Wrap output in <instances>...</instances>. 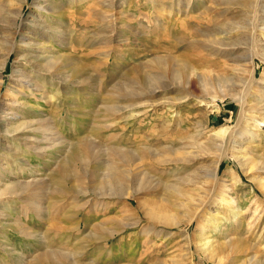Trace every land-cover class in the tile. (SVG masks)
I'll return each mask as SVG.
<instances>
[{"label": "rangeland", "instance_id": "obj_1", "mask_svg": "<svg viewBox=\"0 0 264 264\" xmlns=\"http://www.w3.org/2000/svg\"><path fill=\"white\" fill-rule=\"evenodd\" d=\"M55 1L58 3L61 0ZM251 1L72 0L74 2L72 7L68 8V13L71 12L72 16L67 17V13L61 12L63 17L54 16L46 21L45 19L38 21L35 18H38L36 6L38 3L44 4L45 0H27L23 6H21L20 0H0V8L7 4L11 12V15L0 12V21L9 26V28L0 29V80L2 82L0 96L3 101L17 98L22 104L36 103L33 102L35 99L20 95L15 90V86L17 87L19 80L23 78L22 75L37 71L36 69L34 71L31 62L21 54L27 48V55L33 54L38 57L46 50L43 46L45 44L51 53L54 52L53 55L61 54L65 58H63L64 63L68 65V67H61V70L55 72V75L60 76L66 83L64 82L63 87H60L63 90H59L60 93L54 105L49 101L50 98L47 99L48 101L36 100L37 104L42 107V111L46 115L43 114L45 118H49V126L54 128L53 132L47 130L49 127L46 124L47 121L42 125L37 124L41 130L31 131L29 136L35 137L36 135L43 138L37 143L39 152L23 147L26 152L24 153L26 162L37 170L38 175H41L37 177H31V174L26 175L24 180L40 179L49 181L51 186L47 190L44 188L33 192L30 191L31 188H28L29 191L26 192L25 198L8 197L2 200V204L0 203V264H37L39 257L45 253L50 256L53 254L52 257L56 264H68V261L73 262V260L74 262L80 260L84 264H217L220 259L225 263L229 260L225 255L217 254L214 257H209L206 253V257L203 252L198 251L194 237L199 232L196 224L169 227L160 223H167L161 216L159 220L162 221H151L143 211L150 210V208L155 209L156 212L161 213L160 215L170 217V222L180 220L183 224L188 221V215H191L196 209L195 203H193L195 199L207 200V202L211 200L212 203H210L215 204L210 209L213 216L217 214L227 216L226 218L229 220L225 223L227 227H230L234 217L231 216L228 205L221 201L222 194L226 195V198L243 215V229L236 234V230L232 229L233 236L237 240L251 242L257 233L256 238L259 236L260 240H256L264 243V232L261 234L264 227V195L261 186L264 184H260L259 181L263 180L264 182V173L258 166L256 168L253 165L258 163L257 159L264 161V123L261 122L264 112V56L260 52L261 44L251 39L253 31L247 23L252 18L245 21L243 16L246 14L245 9L258 10V7L260 9L264 5V0ZM113 3L114 9L112 10L105 6V4ZM60 7L67 10L64 3ZM206 9H210V12H207ZM129 10L133 13L132 15L128 14L131 17L124 14ZM229 10L231 11L229 12ZM168 12L171 13L170 18L167 16ZM157 17L164 19L163 22L166 21V27L174 26L167 28L164 26L165 29L160 30L155 29ZM124 20L135 25L138 22L139 25H132L131 29L126 28L127 31L124 30L120 33L117 26L119 27L121 21ZM36 22H40L39 31L33 33L26 26L29 24L31 28L36 27ZM43 22L47 26L52 25L58 30L57 33H50L49 28ZM234 22H237V26H240L241 29L237 31L235 29L231 35L232 42L245 44V49L243 46V49L238 50L236 54L242 59L243 64L248 56L256 55L257 82L255 85L251 86L250 75L244 71V68H239L241 71L236 72L233 66L229 67L228 74L231 76L230 78L233 77V81L226 83L220 81V84L212 81V76L214 78L224 75L223 72L200 68L199 74L202 73V70L205 71V73L203 72L205 75H209L210 72L209 78L213 82L211 87L204 90L197 79L192 78L188 88L189 93L183 94L187 96V99L182 103L160 105L151 110H143L137 106L141 101L132 98L140 88L141 81L135 73L139 64H146L154 58L162 59L160 63L153 64L152 68L147 64L145 70H150V74L161 78V84L167 85L179 81L180 79L175 80L176 77L173 76L172 61L168 58L172 57L171 59L174 60L180 55L192 57L195 52L191 48V46L194 47L191 41L206 39V37L200 36L199 32L209 33L212 35L210 38L214 39V36L219 39L222 38L219 28L226 23L227 30H233L236 26ZM103 26L108 30H105ZM107 26L109 27L107 28ZM142 27H147V29L143 35L138 36L137 33ZM21 36L26 42L31 39L36 44L26 46V43L21 42ZM50 36H52V40ZM214 60L222 66L225 63L233 64L225 62L222 57ZM147 66L148 68H146ZM224 68L227 67L224 66ZM73 69L76 72L74 74ZM41 78L42 80L45 78L47 85L50 83L46 77ZM186 79L182 76L180 81L185 84ZM36 81L38 82V80ZM117 90L119 95H117ZM37 95L42 97L41 94ZM177 95V93L171 92L168 95L159 93L155 99L150 100L163 99L165 96L176 99ZM101 105H107L116 110L108 112L109 115L106 114L104 117L103 113L101 114L97 110ZM124 107L127 108L119 112ZM143 111L145 113L139 115ZM257 120L258 123H256ZM256 124H259L258 128H255ZM221 127L229 129V135L224 139L218 138L216 134ZM253 133L258 135L255 142L250 139ZM231 136H234L239 142L244 139L243 142L235 144L234 151L229 147ZM4 144L0 141V164L5 163V159L9 155L8 151L11 150L10 146L5 149ZM73 144L75 146L84 144L86 152L80 162L77 161L71 166L72 181L66 183L55 180L54 184L53 181L50 183L55 179V171H57L55 161L69 155L68 151L66 153V147ZM250 146L255 147L254 155L250 156L248 153L247 156L250 159L245 162V167H242L231 154L234 152L238 156H242L241 153ZM164 147L172 149L186 147V149L171 154L163 149ZM114 148H117L118 151L115 159L112 155ZM149 149L159 150L162 155L151 158L148 155ZM131 152L139 153L136 156L139 160V162L137 160L138 163L128 162L130 160L124 162L121 159L120 154L131 155ZM225 156L226 158L220 164L218 180L213 182L208 176L210 170L214 168L215 160ZM177 159L178 161L183 159V163L168 165L162 163L164 160L175 162ZM106 161L108 162L106 163ZM123 162L126 164L123 165ZM109 163H112L114 167L116 164L118 165L113 172L115 176L121 177L122 185L127 186L123 185L126 187L124 188L126 191H130L131 186L137 181V184L140 183L141 187L148 190L147 193L140 195L142 198L141 207L133 201L130 205L124 200L125 197L122 198L123 200L121 199L122 202L118 199L108 198L106 194L117 193L114 187H109L106 184L108 172L102 174ZM126 165H129V169ZM120 167H124L122 169L125 171H122ZM138 169L141 170V173ZM176 171L181 173L183 180L185 179L183 183L177 182L179 183L178 188H181L176 191H182L179 192L181 196L171 189L172 183L175 181L172 175ZM128 174L131 176L129 177ZM141 174L144 177L143 175L140 177ZM141 178L145 181H140ZM189 179L195 180L194 182L197 183L189 184ZM145 182L149 183L145 184ZM71 183L72 185H70ZM56 184L69 188L73 186L86 192L87 190L92 191V193L89 192L85 196L78 194L57 197L46 194ZM164 184L171 190L165 189ZM172 191L174 192L172 193ZM39 194L48 195V198L41 200ZM100 196L107 197L100 198ZM147 201L148 205L145 204ZM90 202L100 204L101 209L105 210L87 216L85 213H88ZM117 202L118 204L115 205L114 203ZM129 208L132 209L135 220H139L140 224L124 229L121 217L124 214L127 215L126 211ZM187 211L192 212L188 213ZM89 218L92 219H90L92 221L91 230L93 229L94 232L84 231L82 228ZM79 225L83 230L77 231ZM108 227L110 229L113 227L111 230H107L108 232L113 231L118 234L106 242L90 237L91 234L95 235L103 228L102 232L106 233ZM96 228L99 229L98 232H96ZM27 231L35 236L27 235ZM206 233L210 236L209 241H214L216 244L222 241L219 233L212 230H206ZM186 234L190 238L188 244L184 242ZM1 235L5 236L2 238ZM40 238L43 242H40ZM3 245L7 246L11 252L4 250ZM61 254L70 256V259L62 258L59 256ZM20 259L21 262H19Z\"/></svg>", "mask_w": 264, "mask_h": 264}, {"label": "bare ground", "instance_id": "obj_2", "mask_svg": "<svg viewBox=\"0 0 264 264\" xmlns=\"http://www.w3.org/2000/svg\"><path fill=\"white\" fill-rule=\"evenodd\" d=\"M20 1H21L20 2L21 6H23V4H25V3H27V0H20ZM65 1L61 0L60 1L61 3L60 2L57 3L55 0H45V3L43 2L44 4H39L38 3L37 6H36V8L38 10V13H37L38 14V18L37 17H35V18L38 21H42L43 19H45V21H46L47 19L49 20L50 18H52L54 16H56V17L57 16L63 17V14L64 13H67V15H68V16L66 15L67 17L72 16V13L71 12L68 13L69 12L68 11V8H71L74 2H72V0H67L66 2ZM62 3H64L66 5L67 10H63V7L62 8L60 7L62 5ZM114 3L113 4H105V6L107 8H109V9L112 10V9H114ZM228 7H230V6H228ZM159 10H161V9H159ZM209 10H207V12H210ZM230 11L231 10H229V12ZM0 12L2 14H8V15L11 13L10 10L8 9V7H7V4L4 5L2 8H0ZM61 12L62 13L64 12V13L62 14ZM244 12L246 13L245 15H243L245 17L244 18L245 21H248L247 19L250 18V17L252 18V19H249L250 21H248V23H247L249 26H251V29L253 31V33H252L253 35H252L251 39L253 41H255L256 43L261 44V47H260L261 50H260V52L264 56V5L260 9L258 7V10H256V9H253V10L245 9ZM202 13L204 14L205 12H202ZM124 14L127 17H131V16H128V14L132 15L133 13H131V11L129 10V11L125 12ZM133 16H135V15H133ZM167 16H168V18H170L171 17V13L168 12ZM104 17H108V16H104ZM233 18H235V17H233ZM163 21H164V19H160L159 17H157L156 18V21H155V29H158V30L165 29V27H166V24H165L166 21L165 22H163ZM54 22L57 23V21H54ZM39 23L40 22H36V27H32L31 28V26L29 24L26 27L28 29L32 30L33 33H37L39 31L38 28L40 27ZM234 23H235L234 25H236V26L234 27L233 30L232 29L227 30V27L226 26H228V25H226V23H224L223 26H221V28H219L220 29L219 30V33L221 32L220 35L222 37V38H219V39L216 38V37H214V36H213L214 39L210 38V36L212 37V35H210L209 33L208 34H205L203 32H199L198 34L200 36H202V37H206V39H195V40L191 41L194 44V47L191 46V48H192L193 52H195L192 57L186 56V55H180V56H178L174 60L171 59L172 57L171 58H168L170 61H172L173 67H171L172 68L171 71L173 72V76L176 77L175 80H179V79L182 80V76L183 77H186L187 78L186 79L187 81H186L185 84H183L180 80L179 81H174V82H172L170 84H167V85L161 84V80H160L161 78L157 77L156 75L150 74L151 73L150 70H149L150 72L148 70H145V66L147 64H148V66L150 68H152V65L153 64L160 63L162 61V59L154 58V59H151L146 64H141V65L139 64L138 65L139 68L137 69V71H135V73H137V75H138L137 77H139V79L141 81L140 88H139V91H137L133 95L134 97L133 98L131 97L132 99H139L141 101V103L139 101L140 104L137 105V106L139 108H142L143 110H146V109H150L151 110V109H153V108H155L157 106H160V105H171V104L182 103L183 100L187 99V96L186 95H183V94L184 93H186V94L189 93L188 92L189 91L188 88H189L190 80L192 78H196L197 81L200 83V85L203 87L204 90L207 89V87H211L212 86L211 83H213V82H211V79L209 78L210 77L209 76L210 75V72H209V75L207 74L208 76L204 74L205 71H203V70L201 72L202 73L204 72V73L203 74L202 73L199 74L198 72H200V71H198V70L200 68H204L205 70L206 69H209L208 71H210L212 69L214 71L216 70V72H223L224 75L216 76L214 78L212 76V81H214L215 83H218V84H220V81L221 82H224V83H226L227 81H229V82L233 81V79H232L233 77L230 78L231 76L228 74L229 73V67L233 66L234 67L233 69L236 72L238 70L241 71V69H239V68H244V71L245 72H248L249 75H250L251 86L255 85L256 82H257V76H256V73H257V68H256V55L255 54H253V55L251 54L250 56H248V58L246 59L245 64H243L242 59L240 57H238V55L236 53L238 52V50L243 49V46H244V49H245V44H237V43L232 42V36L231 35L235 31V29H236V31L238 29H241L240 26H237L238 25L237 22H234ZM43 24H44V22H43ZM132 25H135V24L134 23H130V22H126L124 20V21H121L119 27L117 26V30L120 29L119 31L121 33V32H124V30L127 31L128 29H126V28H130L131 29ZM136 25L138 26L139 23L137 22ZM45 26H47V25H45ZM173 26H169L168 25L167 27H173ZM4 27L5 28H9V26H7L5 23H3L2 21H0V29L1 28H4ZM47 27L49 28L50 33L51 32L52 33L53 32L54 33L55 32L57 33V31H58L52 25H49ZM108 27L109 26H107V28ZM105 28L106 27H104V29ZM146 29H147V27L140 28L139 29V32L137 33L138 36L143 35L145 33V30ZM105 30H108V29H105ZM117 33H119V32H117ZM58 34H59V32H58ZM51 37L52 36H50V38ZM21 38H22V41L21 42L26 43L25 44L26 46H33V45L36 44L35 42H33L34 40H31L30 39V41L28 40V42H26V40L23 38V36H21ZM51 40H52V38H51ZM41 45H42V43H41ZM43 46L46 48V50H44V52H42V54L40 56H38V57L35 56V55H33V54H29L30 56L27 55L26 54V51L28 50L27 47H26L27 50L26 51H23L21 53L23 57L27 58L28 61L31 62V65H32L31 67L34 68V71H35V69L37 71L34 72V73H31V74H28V75H25V74L22 75L23 78L19 80V83L17 84V87L15 86V90L20 95H23L25 97L26 96H29V97L32 98V100L35 99V101L33 100V102H36V103H30V104L29 103H26V104H22V102L20 103V101L17 98L16 99H10L9 101H6L5 102V101L2 100V98L0 96V141L3 144L5 143L3 145L4 148L6 147L5 149H7L9 146L11 147V150L10 151L7 150L9 152L8 153L9 155H7V157L5 159V163L0 164V203L1 204L3 202L2 200L3 199H6L8 197H17V198L24 197L25 198L26 194L28 193L27 191H29V190H27L28 188H31L30 191L33 192V191L43 190L44 188L47 190V188L51 186L49 184V181H44V180H40V179H33L31 181H25L24 180L25 176L26 175H30V174H31V177L32 176L33 177L34 176L35 177L41 176V175H38L37 174L38 173L37 170L34 169L31 166V164H28L26 162L25 157H24V153H26V152L23 150L24 149L23 147H25L26 149L28 148L30 150H34L36 152H39L38 151V147H37V145H38L37 143L40 142V141H42L43 138L42 137H38L36 135H35V137L29 136V132H31V131H36L37 132V130H41V127L40 126H37V124H41L42 125L46 121H47V123H46L47 126H49V124H50V122L48 121L49 118L48 119L45 118L46 115L43 113L42 107L37 104V101H43V100L48 101L47 99L50 98L51 100H49V101H51V104L54 105V102H55L56 98L59 96V93H60L59 90L61 89L60 87L61 86L63 87V85L66 83L65 81H63V79H61L60 76L55 75V72H58L59 70H61V67L62 68L63 67H68L67 63H64V61H63L65 58L61 54L55 55L56 54L55 53L53 55V53H54L53 51H52L53 53H51V50H49L45 46V44H43ZM219 57H222L225 60V62H228V63L231 62L233 64L227 65V63H225L222 66L221 64H218L216 62V60H214V59H217ZM168 59H166V60H168ZM148 66L146 68H148ZM224 66L227 67V68H224ZM131 70H133V69H131ZM73 71H72L73 74L76 73L74 69H73ZM37 72H39V73H37ZM46 75H48V76H46ZM41 77H46V79H48V82H50V83H48V85H47L46 81L44 80L45 78H43V80H42ZM81 78H83V77H81ZM36 80H38V82L41 81V83H38ZM1 87H2V82L0 80V91H1ZM61 90H63V88ZM251 91H252V89H251ZM116 92H118V90ZM170 92L171 93H177L178 94L177 97H176V99H174V98H166V96H165L163 99H158V100H153V101L150 100V99H155L159 93H161V94L165 93V95H168ZM71 93H69L70 96H72ZM37 94H41L42 97H39ZM66 94H67V92H66ZM122 94H124V93H122ZM117 95H119V92H118ZM127 96H129V95H127ZM119 101H121V100H119ZM125 103H126V101H125ZM20 104H22V105H20ZM126 108L125 107L124 108H121L119 110V112H122V110L124 111ZM97 110H98V112L100 111L101 114L103 113L104 117H106L105 115L108 114V112L115 111L116 109L113 108V107L110 108L107 105H105V106L104 105H101V106L98 107ZM263 110H264V107H263ZM143 113H145V111L140 112L139 115H141ZM62 114H63V112H62ZM103 115H101V116H103ZM258 120H257L256 123L259 122ZM261 122L264 123V112H263V119L261 120ZM46 124H44V125H46ZM259 124L258 125L256 124L255 125V128H258L259 127ZM47 130H50L51 132H53L54 128L49 126ZM39 133H41V132H39ZM216 134H217L218 138H221V139L223 138L224 139V137H226V136L229 135V129L227 127H221V129L219 131H217ZM112 137H114V136L112 135ZM249 138H250V136H249ZM257 138H258V135L256 133H253L250 139H251V141H254L255 142ZM243 140L244 139H241L240 142H243ZM238 142H239V140H236L234 138V136H231L230 137L229 147L232 148L231 149L232 151H234V149L236 148L235 147V144L238 143ZM65 145H67V144L65 143ZM83 145L84 144H82L80 146L79 145L78 146L77 145L75 146L73 144V145H70V146L68 145V147H66L67 148L66 153L68 151L69 155H67L64 159L62 158L61 160H59L60 159L59 158V159H57L55 161V165H56L57 171H55V179L51 180L50 183H52V181H53V184H54L55 180L58 181V182H66V183L72 181V177L70 175V173H71V166L73 164H75V162H77V161L80 162V160H82L83 155L86 152L85 151L86 150V147H84ZM90 148L92 149V147H90ZM254 148H255L254 146L253 147L252 146L248 147V149H245L241 153L242 156H238L234 152L231 155H232L233 158H235L238 161V163H240V165L242 167H245V162L250 159L247 155H248V153L250 154V156L251 155H254L253 154V152H254L253 149ZM116 149L115 148L112 149V155H113V158L114 159H115V157H117V153H118V151ZM163 149H165L167 152H169L171 154H174V153H177L178 151L179 152L180 151L181 152L184 151L183 149H186V147H182L180 149H172L171 147H164ZM148 151H149L148 152L149 153L148 155L151 158H156L157 156L162 155L159 150H155V151L153 150L152 151V150L149 149ZM135 153L136 152H134V153L131 152L130 153L132 155V157H131V155H128V153H126V155H125V153L122 154V155L120 153L119 154L121 156V159L124 160V162L126 160H130L128 162H131L132 161L133 163H135L138 160L136 156L139 154V153L138 154L137 153L135 154ZM190 153H192V152H190ZM143 156H145V155H143ZM224 158H226V156L225 157H220L218 160H215V166H214L213 169L210 170V174L208 176H209V178L213 182H216L218 180V174H219V170H220V164H221L222 160H224ZM243 158H244V160H243ZM118 159H119V157H118ZM182 160L178 161V159H177V161H175V162L173 160H164L162 163L167 164V165L168 164H171V163L178 164L179 162H182L183 163ZM191 160H193V159H191ZM81 162H83V161H81ZM107 162L108 161H106V163ZM118 162H120V160H118ZM124 162H123V165L126 164ZM138 162H139V160H138ZM257 162L258 163L255 162L256 164H253V165L256 168L258 166V168L261 170V172L264 173V161L257 159ZM120 165H121V163H120ZM123 165H121V166H123ZM134 165L136 167V164H134ZM117 166L118 165L116 164V167ZM106 167H107L106 170H108V171L104 170V172H102V174L103 173H106L107 174V172H108L106 184L109 187H114V190L117 191V193L106 194L108 196V198L109 199L110 198L111 199H118V200L121 201V199L125 197L124 200H126L130 205H131V201H133L136 204H138L139 207H141V205H142L141 199L142 198L140 197V195L147 193L148 190L146 188H144V187H141L140 183L137 184V182H138L137 181L136 183H134L131 186V188H130V191L131 192L130 191H126L124 188H126L127 186L125 184H123V185L126 186V187H123V185L121 183V180H122L121 177L119 178V176H115L114 175V172H115L116 167H114L112 163L107 164ZM122 168H124V167H122ZM125 169H126V167H125ZM128 169H129V167H128ZM123 170L124 169H122V171ZM138 170L141 173V170L140 169H138ZM127 171L129 172V170H127ZM178 171H176L175 174L172 175V177H174L173 179L175 181L172 183L173 184L172 185L173 187L171 186L172 187L171 189L174 190L179 195V192L180 191L178 192L176 190H178L181 187L178 188L179 183H177V182H180V183L182 182L183 183V181L185 179L183 180L182 179L183 177L181 178V173L178 172ZM96 172H98V171L96 170ZM116 172H118V170H116ZM137 174H136V176H137ZM99 175H101V174H99ZM118 175H120L119 172H118ZM128 175H129V177L131 176L130 174H128ZM142 175L143 174H141L140 177H142ZM143 177H144V175H143ZM124 178H126V177H124ZM128 179H130V178H128ZM78 180H80V179H78ZM142 180H144V179L141 178L140 181H142ZM127 181H129V180H127ZM194 181L191 180V179H189L188 183L194 185V184L197 183V182L195 183ZM259 181H260V184L261 183L264 184L263 180H259ZM76 182H77V180H76ZM147 183H149V182H147ZM147 183L145 182V184H147ZM70 185H72V183ZM128 185H130V184H128ZM108 186H106V187H108ZM157 186H160V185L158 184ZM164 186H165V189H167V190L170 189V188H167V186L165 184H164ZM262 186H261V189H262L263 195H264V185H262ZM76 187H78V186H76ZM79 187H81V186H79ZM133 187H135V188H133ZM149 188H150V186H149ZM161 188H163V187L161 186ZM50 189L51 190L48 193H46V194H50L51 196H54V197L55 196L57 197V196L78 195V194L85 196V194H89V192L92 193V191H89V190H87V192H86L83 189H77V188H75L73 186L71 188H69V187H62L59 184L58 185L56 184L55 187L50 188ZM154 189H156V188H154ZM174 191H172V193ZM184 194H182V195H184ZM39 196L41 197V200H46L48 198V195H45V194L44 195H40L39 194ZM107 196H100V198H106ZM179 196H181V195H179ZM167 199H169V198H167ZM165 200H162V201H165ZM186 201H187V198H186ZM194 201L195 202H193V203H195L196 209H194L193 212L192 211H187L188 213L189 212H192V214L191 215L190 214L188 215L189 216L188 221H186L183 224H182V221H180V220L179 221H175V222L174 221L173 222H170V219H171L170 217H167L165 215H160L161 213L156 212L155 209H151L150 208V210L147 209V210H143V211L145 212L146 216H148L149 217V220H151V221H153V220L162 221V220H159L160 219V216H161V218L165 219V221H167L168 224L166 222H160V223L165 224V225H168L169 227H181L182 225L192 226V225H195L196 224V227L199 230V232L194 237L196 239V245H197L198 251L200 250L205 255L207 253V255L209 257H214L217 254H221V255H225V256H227V258H229V260L226 261L225 263L223 262V260L220 259L217 262V264H264V243L256 240V239H259L260 240V237L259 236L256 238V234L257 233L254 236L255 239L254 240H251V242H243L241 239H240L241 241L240 240H237L233 236V234L231 232L232 229L233 230H236L235 231V234H236V232H240L243 229V220H242L243 219V215H242V212L235 205H233L231 203V201L228 200V198H226V195H224V194L221 195V201L225 205H228L227 207H229V209H230V214H231V216L234 217L233 224L230 225V227L229 226L228 227L226 226V223H227L226 221L229 220V219L226 218L227 216L225 217L223 215H218V214L216 216L215 215L213 216V213H211V210L210 209H211L212 205H215V204L214 203L211 204L212 203L211 200H210L211 203L210 202H207V200L205 201V200H196L195 199ZM118 202L117 203H114V204L116 205V204H118ZM160 202H161V200H160ZM90 203L91 204H90V207L88 209V213H85L87 216H88V214H91L92 213V214L95 215L97 212H103L105 210L103 208L101 209L100 204L92 203V202H90ZM146 203L148 205L149 202L147 201V202H145V204ZM193 203H190V204L192 205ZM111 204H113V203H111ZM178 205H180V204H178ZM178 208H180V207H178ZM181 208H183V207L181 206ZM188 208H189V206H188ZM162 209H164V207H162ZM126 212H127L126 213L127 215L124 214L122 217L120 216L121 217V220H123L122 223H123V228L124 229H126V228L128 229L130 227H135L138 224H140V221L139 220L138 221L135 220L131 208H129L128 211H126ZM90 216H92V215H90ZM188 216H186V217H188ZM90 219L91 218H89V220L85 224V226L82 227L84 229V231L91 230V228H92V221L91 220L92 219L91 220ZM113 219L114 218H112V220ZM129 219H133L134 221L133 220H129ZM117 220H120V219H117ZM176 220H178V219H176ZM113 221H115V219ZM125 221H127V222H125ZM131 221H133V222H131ZM110 222H111V220H110ZM111 223H110V225H111ZM208 224L211 225V226H209ZM105 225H106V227L108 226L107 223ZM158 225H159V223H158ZM99 226H101V225H99ZM77 228H78L77 231L83 230L81 228V225L77 226ZM108 228L106 229V231L107 230H111L113 227L111 229L110 228L108 229ZM96 230H97V228H96ZM98 230L96 232H98ZM102 230L99 231L95 235L94 234H91L90 237H93L94 240H97V241H105L106 242L109 238L114 237L116 234H118V233H114L113 231L112 232H108L107 231L106 233H104V232H102ZM206 230H212L215 233H219V235L221 236V240L222 241L219 244H216V242L214 243V241H209L210 236L208 235V233H206ZM18 231H20V230L18 229ZM91 231L94 232L93 229ZM117 232L120 233L121 231H117ZM263 232H264V227H263V229L261 231V234ZM26 234L27 235L28 234L29 235H34L33 233H31L29 231H27ZM4 236H2V238ZM189 241H190L189 235L186 234V236L184 237V242L188 244ZM40 242H43L42 238H40ZM5 245H3L4 250H6L7 252H11V250L7 246H5ZM102 247H103V245H102ZM207 255H206V257H207ZM52 256H53V254L51 256H50V254H46V253L45 254H42V256L39 257V260H38V263L37 264H56ZM59 256H61L62 258L64 257L66 259L68 258V260L70 259V256L67 257L64 254H61ZM67 261H66V263H67ZM19 262H21V259L19 260ZM68 264H84V263H81L80 260L78 262H74V260H73V262H69L68 261Z\"/></svg>", "mask_w": 264, "mask_h": 264}]
</instances>
